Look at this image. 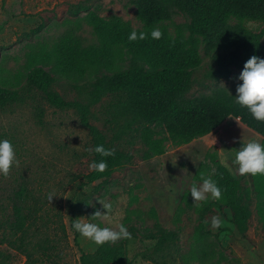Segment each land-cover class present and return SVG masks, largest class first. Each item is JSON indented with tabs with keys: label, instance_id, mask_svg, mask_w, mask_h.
<instances>
[{
	"label": "rangeland",
	"instance_id": "374dc122",
	"mask_svg": "<svg viewBox=\"0 0 264 264\" xmlns=\"http://www.w3.org/2000/svg\"><path fill=\"white\" fill-rule=\"evenodd\" d=\"M80 1L0 0V69H5L0 80L14 74L24 77L31 47L54 41L68 31L75 32L84 45L97 44L84 19L79 26L67 23L71 17L68 9ZM130 1L99 0L93 5H99L100 15L105 18L119 16L139 28L136 8ZM85 16L80 14L81 18ZM186 21L182 15L175 17L177 24ZM244 23L252 32L263 33L264 44V24L249 20ZM201 56L204 62L194 74L188 97L208 95L220 87L236 94V77L242 70L225 58L207 57L203 49ZM135 64L148 69L145 63L132 59L124 67ZM37 66L57 79L61 93L70 99L77 95L52 67ZM42 107V122L33 103L0 112V138L12 141L19 161L8 176L0 175V264H26V253L42 258V264H80L83 252H94L99 246L75 232L72 220L91 218L97 210L106 212L99 201L112 205V215L94 222L116 230L117 224L123 223L131 233V239L111 243L128 244L127 264H154L145 256L138 260L133 256L143 242L161 237L160 229L179 235L177 264H264V199L252 189L250 174L239 175L233 163L242 140L262 142L263 138L239 119L228 118L213 133L188 145L169 143L165 155L149 159L144 158L146 148L133 137L126 145L132 161L110 177L91 182L87 177L91 155L86 151L91 139L80 117L74 111L61 112L46 103ZM101 108L98 105L94 109L98 119L92 124L106 130ZM221 168L240 181L238 195L250 205L251 216L244 233L234 227L230 211L219 200L194 203L190 195L193 181H200L201 176L212 178ZM50 192L56 196L52 201L47 199ZM15 203L23 204L28 218L25 234L10 227L15 219ZM213 217L222 219L220 228L211 226ZM198 226L206 241L193 244L191 235ZM199 247L207 249L206 260L189 257L190 251Z\"/></svg>",
	"mask_w": 264,
	"mask_h": 264
},
{
	"label": "trees",
	"instance_id": "16d2710c",
	"mask_svg": "<svg viewBox=\"0 0 264 264\" xmlns=\"http://www.w3.org/2000/svg\"><path fill=\"white\" fill-rule=\"evenodd\" d=\"M95 1L99 0L72 4L67 23L79 26L84 19L98 43L84 45L75 32L68 31L54 41L32 46L27 74L0 80V112L33 103L42 122V103L61 112L74 111L88 130L90 147L103 144L115 150V156L104 158L108 162L105 172L91 170L87 175L91 182L110 177L132 161L126 145L133 137L146 148L144 158L149 159L165 155L169 143L179 147L210 135L232 117L262 136L264 143V122L255 120L245 107L237 104L235 93L220 87L208 95L188 97L194 74L204 62L202 49L207 57L225 58L240 70L251 56L264 58L263 33L252 32L244 23L249 20L264 24V0H131L139 28L119 16H101L99 5H93ZM81 13L86 16L81 18ZM178 15L187 21L175 23ZM156 27L163 33L159 40L150 36L128 40L133 29L150 32ZM128 59L143 62L148 69L137 64L125 68ZM39 64L52 67L77 95L70 99L61 93L57 79ZM3 72L5 69L1 68L0 73ZM98 105L106 116V130L92 124V120L98 119L94 112ZM90 155V163L101 159L98 154ZM212 178L222 189L219 202L230 211L234 227L244 233L251 209L238 195L240 181L225 168ZM250 182L264 199V176L250 175ZM13 216L11 229L25 234L28 218L23 204L15 203ZM159 231L162 236L143 242L134 253L135 260L142 255L154 264H177L179 235ZM191 240L193 244L206 241L201 226L195 228ZM127 245L105 244L94 252H83L80 264H127ZM208 255L205 247L189 253L192 260L199 261L206 260ZM26 256V264L43 262L33 253Z\"/></svg>",
	"mask_w": 264,
	"mask_h": 264
},
{
	"label": "clouds",
	"instance_id": "9594fccd",
	"mask_svg": "<svg viewBox=\"0 0 264 264\" xmlns=\"http://www.w3.org/2000/svg\"><path fill=\"white\" fill-rule=\"evenodd\" d=\"M163 33L156 27L150 32H137L133 29L129 36V41L144 40L151 37L153 40L162 38ZM236 80L239 81L236 87L235 102L241 107H245L252 117L264 122V58L253 55L244 64V67ZM89 154H98L101 159L92 160L88 168L95 172L103 173L108 167L107 157L115 156V150L106 148L103 144L88 147ZM234 165L237 166L239 175L264 176V143L258 140H242L241 147L235 152ZM19 161L16 157L15 146L10 139L0 138V175L8 176L11 169L17 166ZM190 195L195 202L208 199H222V189L217 181L209 177L201 176L200 181H193L190 188ZM56 197L54 193H49L47 199L52 201ZM106 212L97 210L91 218L80 217L72 220V229L79 233L81 237L91 241L97 246L115 243L122 239H131V233L123 223L117 224V229L112 227H102L100 223L94 222L98 219H110L112 215V205L99 201ZM220 217H213L211 226L220 228L222 226Z\"/></svg>",
	"mask_w": 264,
	"mask_h": 264
}]
</instances>
